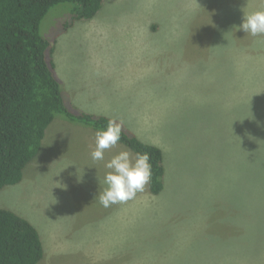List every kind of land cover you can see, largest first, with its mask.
<instances>
[{
    "label": "rangeland",
    "instance_id": "rangeland-1",
    "mask_svg": "<svg viewBox=\"0 0 264 264\" xmlns=\"http://www.w3.org/2000/svg\"><path fill=\"white\" fill-rule=\"evenodd\" d=\"M244 8L264 0H104L89 21L74 19V3L49 10L39 30L67 107L161 148L167 174L161 195L148 185L103 207L96 130L57 116L21 183L0 190V209L37 229L39 264H264V200L250 205L243 178L235 189L220 180L233 168L216 159L229 131L212 126L236 115L237 99L264 95V36L234 29ZM249 129L241 164L259 167L264 186V142L253 149Z\"/></svg>",
    "mask_w": 264,
    "mask_h": 264
},
{
    "label": "trees",
    "instance_id": "trees-1",
    "mask_svg": "<svg viewBox=\"0 0 264 264\" xmlns=\"http://www.w3.org/2000/svg\"><path fill=\"white\" fill-rule=\"evenodd\" d=\"M63 3L79 5L74 19L89 21L97 16L104 0H0V190L21 183L24 169L37 157L57 116L96 131L111 119L75 112L65 104L55 72L54 48L41 37L39 30L49 10ZM256 40L260 43L259 38ZM234 105L233 118L218 119L217 125L216 121L212 125L215 130L219 127L229 131L228 141L216 147V159L233 168L230 180L226 177L220 180L235 189L241 178L245 179L252 194L250 205H255L264 200V186L259 167L253 162L249 166L241 164L244 156L241 148L247 125L249 130L257 132L251 139L256 148H252L262 147L264 95L256 90L248 93L245 100L237 99ZM119 143L134 153L150 154L153 175L149 189L152 195H161L166 189L167 174L163 150L123 127ZM42 258L43 244L37 229L12 211L0 209V264H39Z\"/></svg>",
    "mask_w": 264,
    "mask_h": 264
},
{
    "label": "clouds",
    "instance_id": "clouds-1",
    "mask_svg": "<svg viewBox=\"0 0 264 264\" xmlns=\"http://www.w3.org/2000/svg\"><path fill=\"white\" fill-rule=\"evenodd\" d=\"M234 29L252 37L264 36V9L246 11L244 8L242 23ZM121 133L122 124L109 119L105 127L95 132V147L90 153L93 161H104L106 171L102 180L98 177L99 190L94 199L105 208L135 198L137 193L145 191L153 175L148 152L133 153L125 147L105 161V152L118 146Z\"/></svg>",
    "mask_w": 264,
    "mask_h": 264
},
{
    "label": "crops",
    "instance_id": "crops-1",
    "mask_svg": "<svg viewBox=\"0 0 264 264\" xmlns=\"http://www.w3.org/2000/svg\"><path fill=\"white\" fill-rule=\"evenodd\" d=\"M58 78V77H57ZM59 79V78H58ZM60 80V79H59ZM105 116H107V117H110V116H108V115H105Z\"/></svg>",
    "mask_w": 264,
    "mask_h": 264
}]
</instances>
